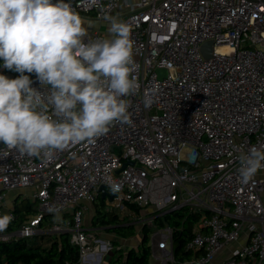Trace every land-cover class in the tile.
Masks as SVG:
<instances>
[{"label":"built area","instance_id":"built-area-1","mask_svg":"<svg viewBox=\"0 0 264 264\" xmlns=\"http://www.w3.org/2000/svg\"><path fill=\"white\" fill-rule=\"evenodd\" d=\"M70 2L88 20L115 17L129 25L138 84L125 97L130 122H113L94 142L69 144L51 158L0 145V216L18 220L14 202H6L10 193L23 190L38 203L36 215L0 232V242L67 234L80 257L62 264H113L126 240L86 223L105 186L112 196L107 212L130 211L124 226L154 229L159 264H213L233 243L222 264H264V169L247 183L238 173L239 155L264 146V0ZM209 41L207 60L202 47ZM184 208L196 216L186 246L192 255L177 260L173 227L155 221ZM48 215L57 218L47 224Z\"/></svg>","mask_w":264,"mask_h":264},{"label":"clouds","instance_id":"clouds-1","mask_svg":"<svg viewBox=\"0 0 264 264\" xmlns=\"http://www.w3.org/2000/svg\"><path fill=\"white\" fill-rule=\"evenodd\" d=\"M105 19L110 37H91L70 0H0V59L20 73L0 74V142L7 149L51 158L69 144L94 142L113 122H130L125 97L138 87L134 41L127 23ZM26 72L46 91L33 87ZM238 159L247 183L264 169V146ZM12 219L0 216V232Z\"/></svg>","mask_w":264,"mask_h":264},{"label":"trees","instance_id":"trees-1","mask_svg":"<svg viewBox=\"0 0 264 264\" xmlns=\"http://www.w3.org/2000/svg\"><path fill=\"white\" fill-rule=\"evenodd\" d=\"M0 69H4L18 78L20 73L8 70L3 67V60L0 59ZM30 79L36 75L29 74ZM15 213L18 220L9 225V229H15L28 216H34L37 209H34L27 200L21 197L15 201ZM96 215L93 220L95 227L104 226L109 231L116 233L123 238H131L137 234L136 225L124 226V220L118 213L106 211V200L101 196L94 202ZM137 212L139 210H136ZM57 216L48 215L45 223H53ZM195 215H190L188 208L164 214L155 221L157 228L169 225L174 229L175 246L177 249V260L190 258L191 252L186 251V246L193 233ZM154 229L145 227L142 232V240L137 249H131L127 254H119L113 264H152V247L150 244L151 235ZM80 257L79 248L73 245L69 235H40L19 242L3 243L0 242V264H62L66 261H78ZM125 257V262H124Z\"/></svg>","mask_w":264,"mask_h":264},{"label":"rangeland","instance_id":"rangeland-1","mask_svg":"<svg viewBox=\"0 0 264 264\" xmlns=\"http://www.w3.org/2000/svg\"><path fill=\"white\" fill-rule=\"evenodd\" d=\"M81 17L83 18H91L90 16H87V15H81ZM86 25H89V27L93 28V27H97V28H100V31L103 35H107V34H110L108 33V22H103V23H99V22H93V23H89V24H86ZM185 152V151H184ZM25 192L23 190H20V191H17L15 193H10L9 196H8V199L6 200L7 202V205H9L11 202H12V199L15 198L16 195H20L19 197L22 198V200H27V202L30 203V205L34 208V209H38V203L35 202L33 199L31 198H27L24 194ZM23 194V195H22ZM263 198H264V194H263ZM92 207V205H91ZM119 215L123 218L124 221H129L132 219L131 217V212L130 211H126V213H119ZM134 225V224H132ZM141 229V225H137V234L136 236L134 237H131L129 240L127 241H122L120 243L119 246L122 248V252L123 255L127 254L128 250L130 249H137L141 243V240H142V232L140 231ZM106 235L108 236H113V233L111 231H107L106 232ZM237 244L239 243H233L231 244L225 251H228L234 247L237 246ZM117 247V246H116ZM114 248L113 250H111L109 252V254L106 256V259L107 260H110V259H114L115 256L117 254H115V251L117 248ZM226 258L225 257H218L213 264H222V262L225 260ZM152 264H159L158 261H156L154 258H152L151 260Z\"/></svg>","mask_w":264,"mask_h":264},{"label":"crops","instance_id":"crops-1","mask_svg":"<svg viewBox=\"0 0 264 264\" xmlns=\"http://www.w3.org/2000/svg\"><path fill=\"white\" fill-rule=\"evenodd\" d=\"M82 19H83L84 22H85V27L88 29V33H93V32H95V31H100V28H97V27H93V28H91V27H89V25H86V24L93 23V22H98V21H96V20H94V19L88 20V19L83 18V17H82ZM0 70H4V69H0ZM4 71H5V70H4ZM5 72H7V71H5ZM7 73L9 74L8 78H10V79H15V77H14V75H13L12 73H10V72H7ZM20 195H21V194H20ZM18 196H19V195H16L15 198L12 199V202H14V204H15V201H16V199H17ZM12 202L8 205L9 208L12 207V205H11ZM95 215H96V210H95V206H94V204H93L92 207L90 206V209H89V211H88L87 214H86V223L89 224V225L93 224V220H94ZM112 233H113V232H112ZM113 234H116V233H113ZM116 235H117V234H116ZM117 236L119 237V239H125L126 241L130 239V238H123V237H121V236H119V235H117ZM130 250H131V249H130ZM230 253H231V249L228 250V251L223 252V253L220 254L219 256H220L221 258H222V257H227Z\"/></svg>","mask_w":264,"mask_h":264},{"label":"water","instance_id":"water-1","mask_svg":"<svg viewBox=\"0 0 264 264\" xmlns=\"http://www.w3.org/2000/svg\"><path fill=\"white\" fill-rule=\"evenodd\" d=\"M213 48H214V42L213 41L206 42L203 45L202 52H203V55H204L205 59L208 60V59H210L212 57ZM159 72H160L161 78H163V76H166V71L165 70H159ZM0 145H3V143L0 142ZM100 192H101V199L103 201H105L106 198H108V197H110V198L112 197L108 193L107 188L105 186H101L100 187ZM19 196L17 198H19Z\"/></svg>","mask_w":264,"mask_h":264},{"label":"bare ground","instance_id":"bare-ground-1","mask_svg":"<svg viewBox=\"0 0 264 264\" xmlns=\"http://www.w3.org/2000/svg\"><path fill=\"white\" fill-rule=\"evenodd\" d=\"M220 49H221V50H226V49H227V47H221Z\"/></svg>","mask_w":264,"mask_h":264}]
</instances>
